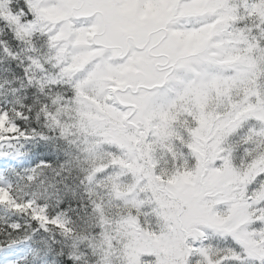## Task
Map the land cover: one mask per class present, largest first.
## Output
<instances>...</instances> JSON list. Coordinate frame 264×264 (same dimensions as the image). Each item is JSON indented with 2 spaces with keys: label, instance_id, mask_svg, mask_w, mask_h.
<instances>
[{
  "label": "snow or ice",
  "instance_id": "1",
  "mask_svg": "<svg viewBox=\"0 0 264 264\" xmlns=\"http://www.w3.org/2000/svg\"><path fill=\"white\" fill-rule=\"evenodd\" d=\"M0 264H264V0H0Z\"/></svg>",
  "mask_w": 264,
  "mask_h": 264
}]
</instances>
